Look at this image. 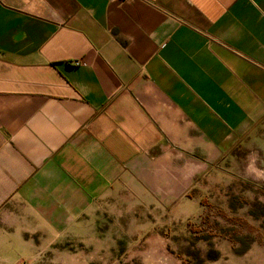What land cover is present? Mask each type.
<instances>
[{
	"label": "crops",
	"instance_id": "obj_1",
	"mask_svg": "<svg viewBox=\"0 0 264 264\" xmlns=\"http://www.w3.org/2000/svg\"><path fill=\"white\" fill-rule=\"evenodd\" d=\"M230 179L264 186V0H0V264H179Z\"/></svg>",
	"mask_w": 264,
	"mask_h": 264
},
{
	"label": "rangeland",
	"instance_id": "obj_2",
	"mask_svg": "<svg viewBox=\"0 0 264 264\" xmlns=\"http://www.w3.org/2000/svg\"><path fill=\"white\" fill-rule=\"evenodd\" d=\"M195 194L205 211L193 203L189 220L172 215L176 228L163 229L179 264H264V186L230 179Z\"/></svg>",
	"mask_w": 264,
	"mask_h": 264
},
{
	"label": "built area",
	"instance_id": "obj_3",
	"mask_svg": "<svg viewBox=\"0 0 264 264\" xmlns=\"http://www.w3.org/2000/svg\"><path fill=\"white\" fill-rule=\"evenodd\" d=\"M75 65L77 66V65H79L78 63H75Z\"/></svg>",
	"mask_w": 264,
	"mask_h": 264
}]
</instances>
